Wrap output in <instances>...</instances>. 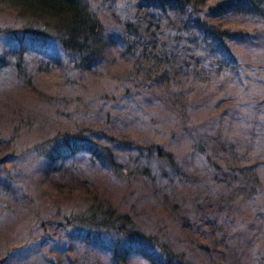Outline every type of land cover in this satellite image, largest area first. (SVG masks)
I'll return each instance as SVG.
<instances>
[{
    "label": "rangeland",
    "instance_id": "1",
    "mask_svg": "<svg viewBox=\"0 0 264 264\" xmlns=\"http://www.w3.org/2000/svg\"><path fill=\"white\" fill-rule=\"evenodd\" d=\"M91 1L104 29L113 33L137 12L138 0ZM147 20L145 24L160 25L165 35L163 19L158 22L157 16H148ZM23 24L17 10L0 0V53L9 48L10 31ZM230 51L236 63L230 64V69L223 65L213 83H217L214 98L227 96L231 105L223 114L214 107V113L199 114V102L191 98L198 106L192 110V121L199 115L204 118H198L205 123L203 129L212 128L213 132L218 123L223 128L222 138L235 143L234 153L228 156L192 150L184 132L180 137L171 136L168 130L174 126L175 116L165 111L160 96L137 93L133 98L122 93L120 88L127 83L138 89L148 82L139 79L140 73L134 75V82L129 79L133 71L121 42L91 70L80 68L74 56L53 42L44 53L26 50L23 58L18 51L8 54L0 64V264H114L104 250L90 246L68 224V215L83 209L88 195L96 192L130 212L144 231L183 251L193 264H264V47L247 43ZM111 92L116 93V99L110 103L106 95ZM84 127L93 132L107 127L115 135H126L144 145L160 142L197 180L171 183L165 178L168 168L164 160L153 153L149 158L134 157L136 153L127 149L119 151V160L127 167L128 156L138 158V166L150 168L148 176L117 178L112 169L88 153L64 160L67 173H42L43 158L36 144ZM227 157L230 163L222 162ZM234 163L255 173L253 187H249L251 183L235 185L237 189L228 187L231 206L219 212L213 207L200 210L198 198L213 203L218 190L214 179L231 173L229 166ZM81 178L93 184L86 188L78 182ZM174 201L181 203L177 209L186 217H209L218 222L220 231L213 232L208 224L204 228L224 239L223 254L215 257L195 248L199 243H213V236L199 235L194 227L177 223L172 214ZM127 264L155 263L134 257Z\"/></svg>",
    "mask_w": 264,
    "mask_h": 264
},
{
    "label": "trees",
    "instance_id": "2",
    "mask_svg": "<svg viewBox=\"0 0 264 264\" xmlns=\"http://www.w3.org/2000/svg\"><path fill=\"white\" fill-rule=\"evenodd\" d=\"M2 1L17 10L24 24L20 29L10 31L9 48L0 53V64L13 51H18L19 57L23 58L26 50L44 53L49 42H53L74 56L80 68L91 70L100 66L116 44L121 42L133 71V75H128L129 79L134 82V75L140 73L139 79L148 82L140 84L141 88L138 89L131 88L127 83L120 88L123 94L130 93L131 97L137 93L140 96H160L165 111L175 116L174 126L168 130L170 135L180 137L184 132L192 144V150H206L212 156L234 153L232 147L235 143L222 138L223 128L218 123L213 132L212 128L203 129L204 118L199 115H193L197 118L192 121V110L198 107H195L192 99L199 102V114L205 111L210 114L220 111L223 114L225 107L231 105V99L227 96L214 98L217 83L213 82L222 72L223 65L230 69V64L236 63L230 51L232 48L247 43L264 47V25L261 23L264 21V0H138L135 16L132 20L122 21L117 33L104 29L91 0ZM148 16H157L158 22L163 19L165 35L163 30H159L160 25L145 24L148 23ZM248 23L256 26L251 29L245 25ZM193 90H201L202 93ZM106 99L114 102L116 93L107 94ZM187 120L190 122L184 124ZM207 120L210 121L209 118ZM95 132L91 127L64 131L36 144L43 158L41 172L67 173L64 160L79 153H88L103 167L112 169L117 178L129 180L138 175L148 176L150 168L147 165L138 166V158L128 156L127 167L119 160V151L127 149L136 153L134 157L149 158L153 153L164 160L168 168H165V178L171 183L176 179L197 180L160 142L144 145L126 135H115L107 127ZM226 160L228 157L222 158V162ZM241 165H230L231 173L214 179L218 190L213 203L198 198L197 207L200 210L208 208L211 211L213 207L214 212H219L231 206L232 197L226 190L228 187L237 189L235 185L244 183H251L249 187H253L255 173L246 171L248 168ZM69 178V182L74 179L71 175ZM5 182L11 185L8 180ZM78 182L86 188L93 184L88 178H81ZM98 194L90 193L83 209L68 215V224L75 228L73 230L77 236L87 239L90 246L104 250L112 263L127 264L134 257H140L151 259L155 264H193L183 251L144 231L130 212L121 210L111 200ZM179 207H182L181 203L174 201L172 214L182 227H194V231L202 236L212 235L211 231L205 230L206 224L213 227V232L220 231L216 220L209 217L205 220L201 216L196 220L186 217L177 209ZM216 236H213V243H199L195 248L200 247L204 253L218 257L223 254L221 241L224 239ZM240 255L239 250V258Z\"/></svg>",
    "mask_w": 264,
    "mask_h": 264
}]
</instances>
